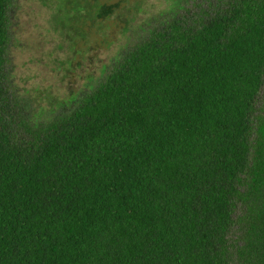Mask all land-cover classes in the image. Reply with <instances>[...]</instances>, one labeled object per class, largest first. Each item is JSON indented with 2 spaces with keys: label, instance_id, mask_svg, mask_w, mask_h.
Here are the masks:
<instances>
[{
  "label": "trees",
  "instance_id": "16d2710c",
  "mask_svg": "<svg viewBox=\"0 0 264 264\" xmlns=\"http://www.w3.org/2000/svg\"><path fill=\"white\" fill-rule=\"evenodd\" d=\"M9 1L0 264H264V0H174L46 109L9 80Z\"/></svg>",
  "mask_w": 264,
  "mask_h": 264
},
{
  "label": "rangeland",
  "instance_id": "374dc122",
  "mask_svg": "<svg viewBox=\"0 0 264 264\" xmlns=\"http://www.w3.org/2000/svg\"><path fill=\"white\" fill-rule=\"evenodd\" d=\"M173 1L10 0L6 68L12 88L36 109L65 99L88 77H98L102 65L140 37V27L146 29L145 23ZM112 4L117 5L110 12L97 15L101 6ZM263 105L264 83L255 105L258 114Z\"/></svg>",
  "mask_w": 264,
  "mask_h": 264
}]
</instances>
